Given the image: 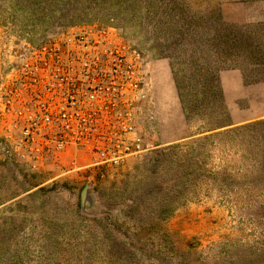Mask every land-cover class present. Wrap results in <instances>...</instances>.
Wrapping results in <instances>:
<instances>
[{
    "label": "rangeland",
    "instance_id": "1",
    "mask_svg": "<svg viewBox=\"0 0 264 264\" xmlns=\"http://www.w3.org/2000/svg\"><path fill=\"white\" fill-rule=\"evenodd\" d=\"M174 5L196 25L184 27L186 40L174 37L159 58L146 51L149 26L147 35L136 39L118 29L148 59L156 150L117 169L68 170L65 160L61 169L32 170L5 153L0 134V264H264V173L236 143L215 144L205 156L211 172L235 177L232 189L202 185L195 200L146 230L132 222L127 208L145 177L158 199L170 197V146L264 120V0H183ZM76 18H56L40 38L101 22ZM0 26L14 31L2 21ZM240 45L255 57L243 60ZM204 58L216 68L213 86L220 95L213 99L203 85ZM202 118L229 125L204 132ZM246 133L257 142L264 124Z\"/></svg>",
    "mask_w": 264,
    "mask_h": 264
},
{
    "label": "built area",
    "instance_id": "2",
    "mask_svg": "<svg viewBox=\"0 0 264 264\" xmlns=\"http://www.w3.org/2000/svg\"><path fill=\"white\" fill-rule=\"evenodd\" d=\"M150 89L145 52L114 27L75 25L32 43L0 26V134L32 170L65 160L117 169L156 150Z\"/></svg>",
    "mask_w": 264,
    "mask_h": 264
},
{
    "label": "trees",
    "instance_id": "3",
    "mask_svg": "<svg viewBox=\"0 0 264 264\" xmlns=\"http://www.w3.org/2000/svg\"><path fill=\"white\" fill-rule=\"evenodd\" d=\"M174 2L180 5L183 0H0V19H3L1 21L4 24L12 26L14 32L32 43H36L42 34L52 28L56 18L68 15H75L76 19L97 17L101 21L98 22L99 24L121 28L131 39H136L137 36L145 37L149 26L151 34L148 35L146 51L153 58H159L164 46H170V41L174 37L179 40L184 39V27L196 25L191 19L186 20L181 17ZM174 17L177 18L175 23L171 22ZM150 23L152 26L149 25ZM138 47L143 50L141 46ZM239 48L245 61H250L256 55L246 50L245 46L240 45ZM205 60L208 62L207 59ZM209 65L208 62L204 70L205 74L202 73L205 82L202 84L209 87L210 98L213 99L220 95V89L216 84L213 86L217 81L216 68ZM172 71L174 72L175 69ZM182 106L184 113L187 114L185 103H182ZM202 120L206 122L201 127V131L204 132L229 125L225 122L208 123L205 118ZM262 124L264 120L205 135L191 143L170 146V197L158 199L157 192L153 189L154 184L147 180L148 177L143 178L140 185L132 191V195L135 196L127 207L132 222L137 221L141 230H146L152 223L162 224L179 207L195 200L202 185L232 189L235 185L234 176L226 172L213 173L207 168L206 151L215 144L225 145L233 142L240 145L244 151L243 157L249 158L251 164L257 167V172L264 173V134L259 136V141L254 142V138L246 133V130L251 129L252 126ZM239 137L246 139L239 141ZM253 143L258 147L254 148ZM165 155L162 152L159 157L163 158Z\"/></svg>",
    "mask_w": 264,
    "mask_h": 264
},
{
    "label": "water",
    "instance_id": "4",
    "mask_svg": "<svg viewBox=\"0 0 264 264\" xmlns=\"http://www.w3.org/2000/svg\"><path fill=\"white\" fill-rule=\"evenodd\" d=\"M84 194V191L82 192V195Z\"/></svg>",
    "mask_w": 264,
    "mask_h": 264
}]
</instances>
